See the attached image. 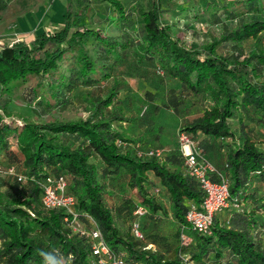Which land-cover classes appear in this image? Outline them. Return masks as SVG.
<instances>
[{
    "label": "trees",
    "instance_id": "1",
    "mask_svg": "<svg viewBox=\"0 0 264 264\" xmlns=\"http://www.w3.org/2000/svg\"><path fill=\"white\" fill-rule=\"evenodd\" d=\"M106 1L110 5L102 23L86 22L90 0H64L63 23L55 22L54 28L35 32L28 39L0 42V87L8 92L12 85L33 79L31 100L41 110L65 108L73 90L91 87L82 93L84 114L43 121L16 118L6 112L9 99L0 98V168L12 165L25 175L24 180L13 174L0 176V264H41L39 250L53 248L65 257H74L71 264H96L90 240L65 224L63 209L42 205L39 182L47 174L64 175L80 218L87 221L90 216L108 246L130 261L264 264V243L256 232L250 227L220 224L215 218L210 234L187 230L191 235L194 232L192 241L181 243L185 212L190 203H200L202 190L181 166L178 145L154 146L164 148L163 156L146 155L138 152L154 147L141 149L123 136L117 124L134 120L136 113H141L139 119H146L153 114L149 115L152 105L145 113L144 108L128 113L125 103L119 104L113 78L114 69L132 55L137 65L147 63L155 67L154 73L160 71L157 80L163 76L176 80L178 96L174 91L163 105L179 116L185 114L183 107L206 102L199 113L181 121L179 129L198 143V134L203 133L225 148L223 166L209 159L215 166L211 177L218 179L222 174L237 203L231 204L245 209L242 200L248 185L257 179L264 182V147L258 145L254 126L245 122V118L252 119L264 129V0H205L198 4L193 20L219 25L198 46L188 45L173 25L163 21L172 8L166 5L168 0H129L128 8L121 0ZM8 2L0 0V9ZM133 14L140 18L141 31ZM107 20L110 23L105 27ZM249 38L253 44L246 49L244 41ZM96 65L101 67L98 77L92 73ZM110 76L112 87L103 91ZM145 92L151 97L150 89ZM138 100L151 101L144 95ZM93 156L99 158L100 166ZM177 160L176 167L170 166ZM149 171L168 191L172 215L178 221V243L171 256L141 241L142 220V238L132 232L138 202L128 196L112 208L106 200L107 178L121 179L120 190L134 188L145 194L140 201L146 209L143 218L156 215L162 205L148 195ZM251 194L257 207L264 208V194ZM253 210L252 206L248 215ZM128 215L132 216L131 232L117 224L118 218L126 220Z\"/></svg>",
    "mask_w": 264,
    "mask_h": 264
},
{
    "label": "rangeland",
    "instance_id": "2",
    "mask_svg": "<svg viewBox=\"0 0 264 264\" xmlns=\"http://www.w3.org/2000/svg\"><path fill=\"white\" fill-rule=\"evenodd\" d=\"M91 7L87 9L86 22L91 24H99L103 22L105 13L109 9V2L106 0H90ZM126 8L129 6V0H121ZM215 2H224L226 0H214ZM205 0H168L166 5L172 6L166 12L165 22L175 27V32L179 34L181 40H184L188 45L198 46L205 39L209 38L210 30H217L219 25L213 26L203 19L194 21L192 15L196 10L197 5L204 3ZM165 5V6H166ZM183 6H187L186 9H181ZM65 5L64 0H9L8 5L0 9V42L3 40L12 39H28L33 33L41 31L43 29L54 28L53 23H63L64 21ZM190 14V16H188ZM132 20L140 27V18L137 14L132 15ZM187 16V17H186ZM105 27L110 23V20L105 21ZM264 42V35H262ZM253 44V39L249 38L244 41V47L248 49ZM245 49V50H246ZM155 67L150 66L147 63H141L137 65L134 61V57L130 55V58L122 65L114 69V79L117 81L116 97L120 100L119 104H124L128 113L132 106H138L140 111L144 105L148 104L147 100L144 102L139 101V97L147 96L151 101H157L156 105L151 104L149 113L151 116L144 119V124H166L171 127L177 124L178 113L176 114L171 108L164 106V100L173 96L175 91L178 94V89L175 87L174 80L167 77H162L157 80L158 74L154 73ZM146 70V71H145ZM101 67L95 66L93 69V75L98 77L100 75ZM146 72L148 76L143 82L140 80V74ZM133 76V79H130ZM136 77V79L134 78ZM128 80V81H127ZM166 81V83H165ZM34 84V80L31 79L25 83L19 85H12L10 91L5 92L0 87V98L3 100L9 99L7 103L6 112L9 114H15L16 118L24 116L31 120H45L60 117H67L77 115L78 113L84 114V102L82 100V93L91 91V87L80 86L75 89L69 95V103L62 107H52L48 110H41L31 100V88ZM174 84V85H173ZM172 85V90L169 88ZM112 87V82L105 83L102 87L103 91H107ZM147 89L152 91L151 97L145 92ZM178 96V95H177ZM147 99V98H146ZM192 104L188 108L183 107V112L190 117L199 113L204 104ZM149 106V105H147ZM155 106V107H153ZM178 106V104H177ZM153 108V109H152ZM148 110V107L144 108V113ZM178 110V107H177ZM184 117V118H187ZM245 122H249L254 126L256 140L260 147H264V129L255 123L252 119L245 118ZM255 124V125H254ZM120 131L123 132V128L120 124H117ZM168 130V129H167ZM257 130V131H256ZM163 136H168V133H164ZM4 169L5 166H2ZM5 173L0 172V176ZM6 176V175H4ZM111 177L107 178L106 186L112 187ZM148 195L153 196L156 201H159L162 205V210L156 211V215H147L142 219V232L144 238L141 240L147 246L155 247L160 253L171 256L175 245L178 243L177 229L178 221L172 215L171 204L168 198L164 199L161 193H155L153 185H147ZM115 191H119L120 194L115 193L113 190L108 191L109 194L116 197V200L121 202L125 197L130 196L135 202L142 200L145 194L141 193L138 189L120 190L118 187ZM114 198V197H113ZM112 204V203H111ZM117 204V203H116ZM119 204V203H118ZM117 204V205H118ZM116 205V206H117ZM113 208V206H112ZM132 216L128 215L126 220L120 218L117 219V224L123 231H130V220ZM194 236V232L192 233ZM212 256V252L210 253Z\"/></svg>",
    "mask_w": 264,
    "mask_h": 264
},
{
    "label": "built area",
    "instance_id": "3",
    "mask_svg": "<svg viewBox=\"0 0 264 264\" xmlns=\"http://www.w3.org/2000/svg\"><path fill=\"white\" fill-rule=\"evenodd\" d=\"M177 145L187 174L197 181L203 193L200 203H190L185 212L186 224L182 226L184 230L181 232V243L188 244L192 241V235L187 230L210 234L216 212L234 202L230 196L227 179L222 174L218 179H212L211 173L215 171V166L200 151L197 140L185 130L177 129ZM138 153L162 156L164 148H148ZM0 172L13 174L18 180L25 179V175L18 172L12 165L4 169L0 168ZM39 184L42 205L45 208L63 209L65 224L72 231L87 236L90 240L91 253L97 257L96 264H139L114 252L106 243L99 226L90 216H87L88 225L81 221L80 213L75 208V197L67 191V181L63 174H47L42 177ZM234 204L237 205V203ZM145 211L143 206L138 205L134 213L141 215ZM131 230L135 236L142 238L139 220L132 221Z\"/></svg>",
    "mask_w": 264,
    "mask_h": 264
},
{
    "label": "crops",
    "instance_id": "4",
    "mask_svg": "<svg viewBox=\"0 0 264 264\" xmlns=\"http://www.w3.org/2000/svg\"><path fill=\"white\" fill-rule=\"evenodd\" d=\"M130 58V57H129ZM146 71V70H145ZM159 75H162L160 71H158ZM140 80L143 82L148 76H146V72L143 71L142 74H140ZM114 78V77H113ZM136 79V77H134ZM130 79H133V76H130ZM174 84L177 86V82L175 79ZM113 81L111 79V76L108 78L107 82ZM128 81V80H127ZM166 83V81H165ZM173 84V85H174ZM172 86V85H171ZM147 89V88H146ZM119 96V95H117ZM153 103V101H149V106ZM144 105L143 108L149 107ZM126 107V106H125ZM133 108H130L129 112L135 113L137 110H139L138 106H132ZM141 114V113H138ZM137 113L134 114L136 118L131 121H124L121 124L123 128V136L135 141L137 145L141 149L148 148V147H154V146H169L171 145H176L177 146V129H179V125L181 121H185L186 119L184 117H187L189 114L182 116L178 115L177 118V124L172 125L171 127H168L166 124H144L143 123V117L139 119V115ZM168 129V130H167ZM122 132V131H121ZM164 133H168V136H163ZM198 147L202 153H204L206 156L209 157V159L215 163L218 166H223L225 162V155H226V150L224 147H218L217 142L215 140L212 141V138L209 137L208 135H205L203 133L198 134ZM213 142V143H212ZM201 145V146H200ZM132 150H134L133 147H131ZM165 153V152H164ZM163 156V155H162ZM94 160L97 164V166H100L102 163L99 161V158L97 156H93ZM178 165V160L177 163L170 164L172 167H176ZM182 167L184 164L181 165ZM184 168V167H183ZM149 176V181L150 183L148 185H153L154 186V191L155 193H161L163 196L162 198L166 199L168 197V191L166 188L160 183L158 177H156L153 172L149 171L148 172ZM125 177V175H124ZM126 178V177H125ZM125 181V180H124ZM112 187L108 186L107 189L108 191L113 190L115 193L119 194V191H115L117 189V184L122 182V180H117L111 179ZM251 192H254L256 197H258L260 194H264V182L260 181L257 179L256 181L252 182L250 185H248L247 192L244 194V198L242 200V205L244 206L245 209H236L231 203L228 205V207L223 208L222 210L216 212L215 214V220L218 221L220 224H226L228 226H234L237 228L240 227H250V230L252 233L256 232V236L262 240L264 243V208L257 207L258 202L253 201ZM114 197V198H113ZM106 200L108 201V205L110 207H114L116 203L119 201L116 200L115 196H112L111 194L106 195ZM112 203V204H111ZM139 203V202H138ZM138 205H141L139 203ZM137 205V206H138ZM254 207V210L251 211L253 212L251 215H248V210L251 207ZM143 218V215H136L134 216V219H137L141 221ZM252 218V219H250ZM81 221L88 225L89 221H83L82 218H80ZM190 231V230H189ZM188 231V232H189Z\"/></svg>",
    "mask_w": 264,
    "mask_h": 264
},
{
    "label": "clouds",
    "instance_id": "5",
    "mask_svg": "<svg viewBox=\"0 0 264 264\" xmlns=\"http://www.w3.org/2000/svg\"><path fill=\"white\" fill-rule=\"evenodd\" d=\"M38 255L41 257V264H71L74 259L72 256H63L56 248L50 251L39 250Z\"/></svg>",
    "mask_w": 264,
    "mask_h": 264
}]
</instances>
